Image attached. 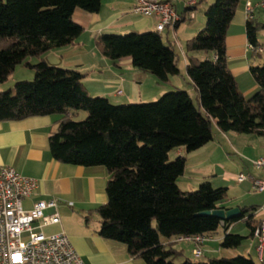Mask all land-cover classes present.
Wrapping results in <instances>:
<instances>
[{
	"label": "trees",
	"instance_id": "obj_1",
	"mask_svg": "<svg viewBox=\"0 0 264 264\" xmlns=\"http://www.w3.org/2000/svg\"><path fill=\"white\" fill-rule=\"evenodd\" d=\"M241 0H214L204 10V26L186 42V51L211 53L205 59L187 57L185 73L197 92L195 105L185 90L174 88L156 100L114 104L103 96H90L74 69L51 66L43 55L72 44L83 32L72 19L75 9L96 13L101 0H0V84L15 67L25 63L34 71L32 80L16 81L0 91V121L56 114V128L48 138L56 161L79 166H104L106 202L95 210L100 218L98 234L126 245L129 254L146 264H174L180 252L161 238L206 236L220 225L225 229L220 246L234 249L253 236L260 224L253 206L220 220L200 215L224 207L226 187L204 180L194 191L179 188L186 159L172 150L192 152L213 139V126L222 132L264 137V62L250 67L257 86L245 97L227 66L225 37ZM182 18L180 21H183ZM264 22L247 21L248 42L259 46L257 34ZM95 43L111 61L130 57L132 65L167 82L179 74L175 46L165 44L156 31L101 33ZM36 57L31 64L28 58ZM87 113L72 120L74 111ZM243 220L249 235L227 232ZM180 264H256L251 257L210 258Z\"/></svg>",
	"mask_w": 264,
	"mask_h": 264
},
{
	"label": "crops",
	"instance_id": "obj_2",
	"mask_svg": "<svg viewBox=\"0 0 264 264\" xmlns=\"http://www.w3.org/2000/svg\"><path fill=\"white\" fill-rule=\"evenodd\" d=\"M168 1L173 4L180 19L184 18V20L179 21L174 28H166L161 36L165 34L168 43L176 48L178 46L179 51L176 48L175 50L179 55V73L186 76L185 66L189 55L192 54L200 60L212 56L211 53L189 54L186 51V42L204 26V10L212 0H194L193 5H189L188 0H184L180 10L177 8L178 0ZM246 1L241 0L234 11L226 31L225 48L228 69L234 76L240 92L245 97H249L257 88L249 69L251 66H258L264 62V31L261 30L257 34V42L262 47V52L254 54L248 48L249 42L245 31L247 20L244 5ZM251 1L254 4L253 21L264 22V7L259 6V3L264 0ZM133 4L134 0H101L100 9L96 13L75 9L72 19L82 26L83 32L72 44L46 52L42 56L44 61L51 66L74 69L84 74L82 83L89 95L106 97L112 103H118L117 99L119 103L153 101L165 91L179 88L174 75L169 76L167 82H160L153 74L134 67L130 57L110 61L96 46L95 37L101 33L155 31V17L134 13ZM180 54L183 55V59ZM38 61L36 57L27 59V62L31 64ZM24 69V67L16 66L8 79L0 84V91L8 89L5 87L13 79L22 80L34 76L32 69L30 73H26ZM186 80V84L193 88L187 76ZM58 119L59 115L50 114L31 116L21 120L0 121V168L12 167L21 175L37 181L34 194L23 202L26 209L37 200L51 197L58 199L57 212L60 222L47 226L49 232H44L46 234L65 233L85 264H146L142 258L129 254L125 244L103 238L98 234L100 218L95 209L104 204L107 199L105 194L107 170L104 166L71 165L52 158L48 138L56 128ZM214 128L218 133L213 134L210 142L186 153L185 156V168L188 163L193 172L206 167L204 170L209 173L207 178L211 180V183L218 180L214 172V161L222 153H225L228 158L237 155L250 163L264 155V137L232 131L222 132L217 127L213 126ZM182 153H184L182 148L176 149L177 155ZM251 176L263 178L264 173L256 169L255 174ZM230 177L235 176L232 174L226 176L227 179ZM220 180L222 183L226 181L225 179ZM245 181L248 190L257 196V200L244 206L255 207L252 213L254 219L259 223L264 222V192L253 190L250 179ZM237 183L240 184L243 181ZM247 187H243L242 193H245ZM226 188L227 199L224 207L240 209L241 206L238 204L232 205L228 202L229 187L226 186ZM234 224L228 228L227 232H232ZM224 232L225 229L220 225L216 231L206 235L207 237L199 242L179 237L161 238V241L163 244L170 243L173 249L180 252L178 257L184 260L193 261L203 257L200 261H205L210 258L232 257L236 253L246 255L245 251L251 257L252 250L255 251L256 256L263 259L264 246L259 249L253 236L251 244L246 247V250L241 249L242 252L238 251L239 247L222 248L220 242ZM197 248L201 250V253L195 258L193 250Z\"/></svg>",
	"mask_w": 264,
	"mask_h": 264
},
{
	"label": "built area",
	"instance_id": "obj_3",
	"mask_svg": "<svg viewBox=\"0 0 264 264\" xmlns=\"http://www.w3.org/2000/svg\"><path fill=\"white\" fill-rule=\"evenodd\" d=\"M194 3V0H188L189 5ZM259 6L264 7V1ZM132 11L155 17V31L160 34L166 28H174L181 20L168 0H134ZM244 11L246 20L252 21L254 4L251 0L245 2ZM248 48L254 54L262 52L261 46L251 43ZM251 164L264 173V155L252 160ZM235 178L238 182L250 179L253 190L264 192V177L255 178L240 172ZM36 188L35 179L23 176L9 166L0 168V264H85L65 233L44 232L45 227L60 222L58 199L37 200L30 208L24 207V200L31 197ZM206 237L179 238L199 242ZM253 238L261 249L264 246V222L254 229ZM200 253L199 248L195 249L196 255Z\"/></svg>",
	"mask_w": 264,
	"mask_h": 264
},
{
	"label": "rangeland",
	"instance_id": "obj_4",
	"mask_svg": "<svg viewBox=\"0 0 264 264\" xmlns=\"http://www.w3.org/2000/svg\"><path fill=\"white\" fill-rule=\"evenodd\" d=\"M214 0H212L213 2ZM183 2L184 0H178L177 2V8L180 10L183 7ZM127 33V32H126ZM126 33H121V34H126ZM120 34V33H117ZM162 39L164 41L165 44H168V41L165 38V34L162 35ZM177 44V43H176ZM176 48V46H175ZM178 51L179 48L177 46ZM181 55V54H180ZM183 55H181V59H183ZM111 61V60H110ZM262 64V63H261ZM182 65V63H181ZM17 66L20 67H24V71H26V73H28L31 68L29 66H27L25 63H20ZM181 69L183 70V68L181 67ZM30 73V72H29ZM18 76V75H17ZM16 77V76H14ZM13 77V78H14ZM176 83L179 84V88L178 90H185L188 92V94L190 95V97L192 98V101L194 102L195 105L199 104V98L197 95V92H195L193 90V88L186 84L187 80H186V76L185 74H176L174 75ZM19 78V77H17ZM33 76H30L28 79H22V80H32ZM13 79V81H11L7 87L5 88H9L10 86L12 87L13 84L20 79ZM144 82V81H143ZM163 86V84H160ZM142 91V90H141ZM166 92V91H165ZM163 94V93H162ZM119 98V97H118ZM118 103H114V104H125V102L119 103V99H117ZM144 102H149V101H144ZM87 113L83 110H76L74 111V115H72L71 119L78 121V120H83L86 117ZM217 134V129H213V134ZM217 138V137H216ZM176 150H172L169 153V158L170 160H172L173 158H175L176 156ZM181 155H183L184 157L186 156V153H182ZM190 162V160H188ZM215 163V169L214 172L217 174L218 180L214 181L213 183H211V180H208L207 176L209 173H207V170H204L206 167H201L199 170H196L195 172L192 171V169L190 168V164L188 163L183 176H179L177 178V184L179 186L180 189L184 190V191H194L197 189L198 185L203 182L204 180H208L210 181V183L214 186V187H229V193H228V202H230L232 205H239V206H244V205H250L251 202H254L257 200V196H255L250 190H248V185L247 182L243 181V183H237L238 181L236 180L235 177H230V178H226V176L228 174H232L233 176H236L238 173L242 172L246 175H251V174H255L256 169L253 167V165H251L250 162H245L244 159H242L241 157H238L237 155H233L230 156V158H228V156L225 153H222L221 155H219V157L214 161ZM207 178V179H205ZM220 179H225L226 181L224 183L221 182ZM189 181V182H188ZM243 187H247V189H245V193H242L243 191ZM45 232H49L48 228H44ZM232 233H237L243 236H248L249 235V228H247L246 224L244 221L239 220L236 222V224H234V227L232 229ZM251 236L245 238L242 241V244L239 246L238 251L242 252V250H246V247H248L251 244ZM176 244H174L175 246ZM176 248V247H175ZM242 249V250H241ZM193 254L195 255V258L198 257V255L195 254V249L193 250ZM247 255V251H245ZM236 255H241V253H236ZM234 255V256H236ZM230 256V255H228ZM249 257V256H248ZM251 258L254 260V262L256 264H264V257L263 259L260 258L259 256H256V253L254 250H252L251 252ZM201 259H203V257H199L196 260H193V262H198ZM184 261V258L182 257H178L176 256V258L173 259L174 264H180Z\"/></svg>",
	"mask_w": 264,
	"mask_h": 264
},
{
	"label": "water",
	"instance_id": "obj_5",
	"mask_svg": "<svg viewBox=\"0 0 264 264\" xmlns=\"http://www.w3.org/2000/svg\"><path fill=\"white\" fill-rule=\"evenodd\" d=\"M240 213V209L238 207H232V208H216L213 210H205L200 212V215H212L220 220H225L232 218Z\"/></svg>",
	"mask_w": 264,
	"mask_h": 264
}]
</instances>
